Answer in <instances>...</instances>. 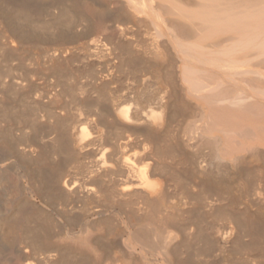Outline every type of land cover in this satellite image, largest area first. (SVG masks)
Masks as SVG:
<instances>
[{
  "label": "rangeland",
  "instance_id": "obj_1",
  "mask_svg": "<svg viewBox=\"0 0 264 264\" xmlns=\"http://www.w3.org/2000/svg\"><path fill=\"white\" fill-rule=\"evenodd\" d=\"M31 1L33 4L38 5L39 7V32L34 34V36L25 37L21 42H17L16 44H11V39L7 38L8 33L6 31L5 25L3 24V20L0 18V36L1 34L4 36V37H0V45H3L2 47H0V79H1L0 81L4 82L0 84V139H2L0 140L1 141L0 159H2L4 157V154H6L7 152V146L3 144L4 142H7L14 152L13 153L14 157L11 159L9 158L10 160L7 162L8 163L18 162L25 168V169H22L21 167L12 168L6 172L7 174L6 173L3 174L0 170V212L4 214L9 213L11 219L8 220L10 222H14L15 224V226H13L14 224L9 222V225H12L14 229L12 228L13 233L10 236L11 238L9 237L11 241L8 238L9 242H7L8 244L7 247H3V245L0 242V264H167V263L169 264V262L170 264L171 263L172 264H228V263L229 264H264V152H263L264 144L255 143L251 137H247L244 134L242 135L238 134L239 135L238 136L237 134L234 133L235 132L234 130H236L237 132L240 129H245L246 125L252 124L251 122H247L244 119L240 120L239 114L240 113L244 114L245 111L237 112L233 110L232 112L228 113L231 114V116L233 115L232 117L231 116L227 117L226 115L228 114L225 115V113H222L223 115H225V118L227 117V119H230L231 122L234 123V124L232 123L230 124L235 126L234 127L235 129H231L234 132L229 130V132L231 131V136L233 138L229 134H227L229 136L226 135L233 141V146L232 145L231 147L229 146L228 141L230 140H225L228 144L226 145L227 147H223L222 145L225 143V142L223 143L224 141L223 138H225L223 137V135L225 136V134L221 133L222 131L220 132V130L218 131L216 128L213 127L215 123L214 121H212L213 119H211L210 116H205L208 119L207 120L203 116L205 115V113H202L201 109H199L201 114L199 113V111L195 110V108L198 110V108H202V106L205 108L207 107V105L203 100L198 99L192 93L190 94L189 90L186 89L188 88V86L186 83H184L185 81H183L185 78V77L183 78V76L185 75L183 73L184 69L182 70V67H184V64L186 62L184 57L177 53L175 48L171 44H169L166 38L160 39L159 37L156 36L157 34L155 32L156 30L154 29L155 27L150 23V21L147 19V17L144 14H139L135 12L132 13L133 14L132 15L131 13L129 14V12H127L121 18L123 24L121 23V19H119L120 22L118 21V24L116 20L113 19L114 22H116L115 24H117V26L113 27L115 24L114 22L112 23L111 21L112 18L116 16L113 14L116 13L119 14L121 9V2H123L122 4H124L125 3L124 0H117V1L116 0H31ZM0 2L3 3L2 0ZM52 2H54V4L56 5L54 8L51 7L53 6ZM71 5H73V7ZM0 7L3 9V4L2 6L0 4ZM49 7H51L52 10H50ZM1 8H0L1 10L0 13L4 14L5 12L3 13ZM102 8L105 9L103 10ZM107 8L110 11L112 10L111 12L112 18L111 17L108 18L110 14H108L107 12L110 11ZM61 9L65 13L69 12L70 17L69 16L68 17L70 19H73V21H77L80 24L75 22L73 24L74 28L73 26H68V28L70 27L69 29H67V26L65 27V25L63 26L62 24H60L56 32H53L54 30L50 31L40 28L45 23L48 24V22H50L52 18L59 15ZM51 12L53 13L55 12V14ZM78 12L79 13L81 12L80 15L82 17L79 16ZM107 15L109 16L107 17ZM135 19H137V21ZM139 21L141 24H139ZM40 22L42 23L40 24ZM109 22H111L113 25L111 23L109 24ZM128 23H130V25ZM76 24L78 25V27ZM119 24L124 25L126 29L129 27L130 30L127 32L128 29L127 30L125 29L126 34L123 33L120 34L121 31H119L118 33L119 28L117 30V27L119 26ZM109 26L110 28L111 27L113 28L110 30ZM130 26L132 28H130ZM65 31H68L70 34ZM128 33L132 35H129ZM69 36L72 38H70ZM48 38H50L51 40L47 41ZM52 38L56 40L52 41L53 40ZM63 38L67 41L66 43ZM134 38L136 39L134 40ZM130 42H132L133 44H131ZM146 44L148 47L146 46ZM11 45L12 47L10 48ZM88 45L92 48L90 50V53L91 55L93 54L92 55L93 57L85 49L86 47H88ZM164 45L165 48L163 47ZM94 47H97L98 49ZM12 48H14L15 50ZM151 49L153 52L151 51ZM162 49L165 51H163ZM144 50L146 53H143ZM135 51L138 53H136ZM96 53L100 57L96 55ZM154 53L155 55L157 54L156 57L155 55H153ZM152 56H154V58H152ZM59 63L61 64L59 65ZM191 65L192 67L201 71L204 68V66H201V64L194 63ZM197 65L198 67H196ZM202 75L203 74H201L200 76ZM2 77H6L7 79L6 78L2 79ZM203 77L210 78L211 76H208L206 74V76ZM19 78L20 80L21 79L22 80L19 81L18 80ZM71 87L73 88V90ZM2 89H6V90H2ZM96 92L97 94H95ZM2 94L4 95L5 98L3 97ZM140 94H142V96ZM165 96L169 100H166L167 98ZM158 98L159 99L163 98V100L158 101L159 100ZM51 99L52 102H50ZM22 100H24V102ZM107 101L110 105L107 103ZM176 101L178 104H176ZM38 103L42 107H40L39 105L36 106ZM137 103L139 104L140 108L146 110L147 112L150 111L151 109H155V110L158 109L157 111H160L161 110L160 106L162 104L170 103L169 106L166 105L165 110L163 109V123H165V127L163 129L154 131L153 134L152 133L149 134L147 133L149 132V130L144 125L129 124L121 119H117L113 121L112 118L109 116L110 114H108V112L113 114L117 108L124 106H133V109H136L139 107L136 106ZM78 104L79 106H77ZM185 106L187 107V109H185L186 108ZM6 109L8 110V112ZM110 109L111 111H109ZM102 110L103 113L101 112ZM165 111L166 113L164 114ZM53 113L57 114V116L59 115L60 117L59 116L56 117V115H53ZM249 113L247 112L246 114ZM188 114H190V116ZM206 114L210 115V112ZM35 115H38L36 116L38 120L36 119ZM48 116H50L49 119ZM103 116L107 118L103 119L104 118ZM164 116L166 117L164 118ZM189 117L190 118L193 117V118L190 119ZM52 119H55L56 121H53ZM108 119L109 122H107ZM205 119L209 123L205 122L206 121ZM233 119H235V121ZM68 121L69 123L71 122L72 124L71 123L69 124ZM89 121L90 122L93 121L92 122L94 123L93 125H97L99 130L103 131L102 139H101L102 141H98L94 143L93 145H91L92 146L91 148L90 146H86L84 144L83 147L84 146L85 147L84 149L83 147H81L82 150L77 149L75 151V149L73 148V146H71V144L69 145V147H67L68 145L66 146V144L68 140L75 133H77V131H79L83 127H88V128L91 127L92 123H90ZM210 122H213L211 123L212 125L210 126V128L214 129L213 131L215 132L216 137L221 138L222 145L218 146L219 145L218 143L217 146L218 147L222 146L221 150L223 148L225 149L228 148L226 150L229 151L232 150L231 151L232 153L235 151L236 153H233V156L228 157V155H224L223 153L227 151H223V150L221 151L220 148L218 147H212L211 149H209L208 146L211 147L212 142L214 146V141L209 143L210 140H208L209 139L208 135H206V137L203 138L201 137L200 141L203 142L205 140L204 143L199 141L200 135L198 134V132L202 136V134L206 132V129H208L206 126H208ZM34 123L37 126H35ZM88 123L90 124L88 125ZM76 124L79 125L77 126ZM202 124L206 125L205 126L206 129L203 128V130H205L204 132L201 128L200 130L198 128V127H204ZM260 124L264 125V121H261ZM71 125L74 127H72ZM195 125H199V126L198 127L196 126L195 128L194 127ZM232 125L230 126L231 128H233ZM34 126L36 128L38 127L37 129H39L40 127L39 131L37 130L40 133H37V131L35 130L36 128ZM215 126L217 127V125ZM134 127H136L137 129H135ZM191 128L194 129L195 133H193ZM6 130L8 133L9 132L10 133L8 134ZM41 130L43 131L42 134H41ZM190 130L192 132H190ZM196 130H198V132H196ZM163 133L165 136L163 135ZM134 134L137 135V137L141 140L137 139L136 136H133ZM145 134L146 136H148V138L145 136ZM195 134L199 139H197L196 136H192ZM120 136L122 138H120ZM142 136H144V138ZM190 136H192L193 138ZM188 137L192 138V141ZM227 137L225 139H227ZM187 138L188 141L193 142L194 144L188 141H187L188 143H185L186 142L185 140H187ZM194 138H196L203 145L194 142L195 141ZM220 138L218 139L220 140ZM135 139H137L138 141ZM143 139L146 140L144 141ZM126 140L127 142L125 143ZM206 140L208 141V144L211 145H208ZM139 142H142V146L144 145V147L141 146V143L139 145ZM146 143H148V146ZM205 143L207 148H204ZM253 143L255 144L253 145ZM121 144L125 146H120ZM188 144H190L188 146L189 148L187 147ZM196 145L199 147V149L198 147H196ZM145 146L146 148L147 147L150 148L151 146L150 149L152 150V153L154 152L153 153L154 156H157L158 154L160 155L158 150H160V152L164 154L162 155L161 153V155L160 156L158 155V157H155V159L161 158L157 161L159 165L157 168H160L159 170L161 172L160 171L159 172L161 174L164 172L162 174L163 177L162 175H160V173H158L161 177L159 178L158 175L156 178L160 182L167 179L166 181H164L167 183L166 185H168L167 186L168 191H166L167 198L165 197L167 199L165 201V203L167 202V205L166 204L165 205L166 206H173V204L180 205L179 208L180 212L178 210H175L174 215H171L173 219L170 218L173 222L177 221L175 224H180V225L179 227L177 226V228L175 227L176 225H173L176 228L174 230H171L172 224H169L170 226L168 225V228H170L169 230L173 232L171 233L169 231L171 236L173 234V237L169 238L170 235H166L168 239L166 238L167 241L166 239H164L163 244L165 245V247L162 245L164 247L163 249L164 251L162 250L161 252L154 251L150 247L144 246L140 243H136L132 237V234L134 233L133 231L136 232L137 229H140V227L142 229V226L145 225L146 223L155 224L159 222L160 218L163 217L162 216L163 213L161 215L157 213V211H159L158 206L157 207L154 206L156 208V211H152L153 209L151 208L149 210V208L147 207L146 208L148 210L146 209L147 210L146 211V210H142L145 209V206L142 204L141 200H138L136 198L125 200L127 203L131 204L130 206L126 202L123 203L124 201L123 199H118V198L116 199L110 192L111 187L109 186L113 185L114 183H117V181L113 182L115 180L114 178L119 179V183L121 181H124L126 179L125 173L121 174L120 172V175L118 174L119 172L114 173L113 175L118 174L116 175L118 178L116 176L110 175L113 178V180L112 178H110V176H108L110 179L108 178L103 179V184L102 181L100 180H99L100 183L98 181L96 182L93 181V179L89 178L91 175L88 174L90 168L99 169V167L102 165L100 161H102L101 156L104 151H106L108 155L111 152L112 155L115 157L117 154L120 157V159L121 157L124 158L125 156L130 157V159L136 161L135 162L132 160L133 162H135V164H137V166H141L143 162V160H140L143 157L141 152L144 150L143 148H145ZM85 148L87 152H85ZM213 148L215 149L217 148L219 150L216 149L217 152L213 153ZM30 149L31 150L33 149L34 152L33 153L30 152ZM122 149L124 152L122 151ZM139 149H141V151H139ZM259 149L261 151H259ZM197 150L199 151L201 150L200 151L201 153H198L199 151ZM210 150L212 151L211 152L212 154L211 155L209 154V156L212 157H209L207 154L209 153ZM136 151L137 153L139 152L137 155L135 153ZM258 152L259 153L262 152L263 154L262 153L259 154ZM123 154L125 155L124 157ZM139 154L140 156H142L141 158ZM200 154H202L203 156ZM204 154L207 156H205ZM170 155L172 159L171 157H169ZM237 155L239 158L236 157ZM109 156L108 157L106 156V160L108 159V162L111 163L113 161H111ZM118 156L116 159H119ZM199 157L200 160L204 159L206 161L208 158H209L208 161H212L215 157L213 162L218 166L219 170L214 169V171H211L209 167L205 168L204 170L198 169L197 163L199 162ZM28 158L29 159L31 158L30 160L32 161H30ZM38 158L40 161L38 160ZM65 158L66 160L64 161ZM163 158L165 163L163 162ZM189 158L194 163H192ZM231 158H233L234 163L232 161H229ZM236 158H238V160L241 161L242 164H240V162L236 160ZM66 161L67 162L71 161L70 163L68 162L71 167H69V164ZM226 161L229 163H227ZM38 162H40V164ZM64 162L68 164V166H66ZM159 162H161L162 165H160ZM218 162L220 165L218 164ZM225 162L226 164H224ZM192 166H194V168L196 169H194ZM224 166L226 167V169ZM108 167L109 166L107 165L106 168L107 170ZM45 169L46 171H44ZM229 169L230 171H228ZM24 170L26 171V174L23 173ZM165 171L168 172L169 174L167 173L166 175ZM197 171L199 172V174ZM19 172L21 174V177L18 175ZM228 172H230V175L227 174ZM47 173L48 176H46ZM27 175H30V177L32 176V180L29 179ZM203 175L205 176V178ZM213 177L216 178H214L213 180ZM16 180L17 182H15ZM41 181H47V182L42 183ZM5 182L7 183L4 184ZM64 182H68L72 186L74 185L75 188L77 189L76 191H78L81 188V190H79L81 191L80 192L81 194L83 190L82 187L86 185L87 187L101 186L104 189L102 190V192L99 193L100 196L99 195L87 196L84 192H83L84 195L79 194V192H75L77 194L75 193L72 194L67 192L63 188ZM83 183H87V184L84 185ZM88 183H90L91 186ZM7 184H9L10 186ZM21 184L22 186H20ZM57 185L60 187L58 188ZM25 186L34 187V189H36L37 191L33 193L32 195L33 199L31 201L27 200L25 197L22 196L21 189L22 187ZM212 186L215 187L213 188ZM105 187L107 188L109 187L110 189L108 188V190L105 191L106 189ZM44 188H46V190H44ZM18 197L21 200H18ZM110 197L112 198L110 199ZM82 198H84L83 201ZM92 198L95 199L96 202L95 204H93L94 200ZM169 199L172 200L174 203L171 202ZM110 200L113 202H110ZM186 200L187 201L189 200L190 202L189 201L187 202ZM182 201H185L188 204ZM108 202H110V204ZM105 204L108 205L107 206L108 209L105 208L106 206ZM27 205L28 207H26ZM38 206L40 208H38ZM190 208L192 210H189ZM40 209H42L44 212L41 211ZM34 210H36V212H34ZM186 210H189L190 213L188 214L187 212L189 211ZM149 213L151 214L150 217H149ZM190 214L191 216L189 217ZM40 215L43 216L40 218ZM128 216L132 218H129ZM145 217L147 219H145ZM155 219L156 221L157 220L158 221L156 222ZM245 220L247 223L245 222ZM93 221L96 225L94 223L93 224L96 227L98 226V228H96L94 225L91 224ZM227 222L231 223L232 228L234 230V236L232 241L230 242V246L226 248V250H222L220 249L221 244L218 242L217 240L218 238L215 239L216 237L215 238L212 237V236H216V234L214 235V233L212 234V232L222 228ZM87 226L89 228H87ZM152 226L153 225H150L149 228H151ZM93 227H95V229L97 230H94ZM22 229L25 231H23ZM145 230L149 231V229L146 228ZM38 231L41 232L39 233ZM165 233L166 232H164V234ZM194 238H196L199 241V243ZM32 239L34 242L32 241ZM170 239L171 240L174 239L175 241V242L173 241L174 243H172L173 246L170 245L172 242L170 241ZM236 239H238V242H236L237 241ZM122 240H124L125 242H131V245L133 246V250H130L128 247L122 246L125 243ZM211 240L212 241L215 240L214 243L218 242L219 243V244L217 243L218 247H215L216 243L214 245L211 242ZM180 241L182 243H180ZM233 241L235 242V244ZM10 242L13 243V246H11L12 244L11 245L9 244ZM231 243H233L234 246ZM197 244H201L202 246L201 245L199 246ZM18 248H21L22 251L20 252L19 249V251L16 252ZM170 248L173 251L172 253L170 252L168 254L167 252H169L168 249ZM25 251L29 255V257L24 260L22 258L23 257L22 254ZM36 252L38 253V255ZM221 252H223V254L225 253L224 256ZM191 253H193L195 256H192L193 254ZM198 253H200L201 255L199 254L198 256ZM189 257H191L190 258L191 260L189 259ZM165 259H167V261L169 262H166ZM184 261L187 263H185Z\"/></svg>",
  "mask_w": 264,
  "mask_h": 264
},
{
  "label": "bare ground",
  "instance_id": "obj_2",
  "mask_svg": "<svg viewBox=\"0 0 264 264\" xmlns=\"http://www.w3.org/2000/svg\"><path fill=\"white\" fill-rule=\"evenodd\" d=\"M1 1V0H0ZM117 1V0H116ZM125 3L122 4L123 2H121V9H120V12L119 14H113V15H116L114 16L113 18L111 17V12L112 10L110 11L108 8V10L110 12H107L109 15H107L108 18H112V21L110 19V21L113 23L114 20H116L117 24H118V21L119 19H121L127 12H129V14L131 13H139V14H144L147 19L150 21V23L155 27L154 29L156 30V36L159 37L160 39L162 38H166L169 42V44H171L175 50L177 51V53L181 56L184 57V59L186 60L185 64H184V67H182V70L184 69L183 73L185 76H183L184 80L185 81L184 83L187 84L188 89L189 90V93L195 95L198 99L200 100H203L207 107H203L202 108H198L196 105V107L198 108V110L195 108L196 111H199V113L201 114L200 110L202 111V113H205V115H203L204 117L205 116H210L211 119H213L212 121H214L215 125H217V128L215 125H213L214 128H216L218 131L220 130L221 133L225 134V136L223 135V137H227V136H231V129H235L234 123L231 122L230 119H227V117L231 116V114H228L229 112H232L233 110L234 111H245L244 114H239V118L240 120L241 119H244L246 120L247 122H251L252 124L251 125H246V128L245 129H240L239 131L236 132V130L232 131L234 132L235 134H244L245 136L247 137H251L253 139V141L255 143H261V144H264V125L260 124L261 121H264V0H124ZM3 3L0 2L1 6L3 4V9H2V13H0V18L3 20V24L5 25V28H6V31H7V38L8 39H11V44H16L17 42H21L25 37H28V36H34V34L38 33L39 32V7L38 5H35L32 3L31 0H2ZM95 2V1H94ZM53 3V6H51L52 8H54L56 5ZM67 3V2H66ZM119 3V2H118ZM76 5V3H75ZM101 5V4H100ZM99 5V6H100ZM67 6V5H66ZM73 7V5H71ZM70 6V7H71ZM83 6V5H82ZM104 6V5H102ZM107 6V5H106ZM120 6V5H119ZM168 6V7H167ZM49 7L50 10H52V8ZM77 7V6H75ZM101 7V6H100ZM63 8V7H62ZM69 9V8H68ZM71 9V8H70ZM100 9V8H99ZM103 9V8H102ZM105 9V8H104ZM103 9V10H104ZM112 9V8H111ZM49 10V11H50ZM1 11V10H0ZM70 11V10H69ZM48 12V11H47ZM76 12V11H74ZM104 12V11H103ZM49 13V12H48ZM53 13V12H51ZM50 13V14H51ZM81 13V12H80ZM80 13L78 12L79 16L82 17L80 15ZM55 14V12L53 13ZM57 14V13H56ZM69 12L68 13H65L64 11H62V9L60 10V14L55 16L54 18H52V20L50 22H48V24H44L42 27L40 28H43L45 30H50V31H53V32H56L58 30V26L60 24H62L63 26L65 25V27L67 26V29L68 26H73V24L77 21H73V19H70L69 17ZM103 14H106V13H103ZM112 15V16H113ZM133 15V14H132ZM130 15V16H132ZM52 16V15H51ZM69 16V17H68ZM78 16V17H79ZM76 17V16H75ZM77 17V18H78ZM129 17V16H128ZM127 18V17H126ZM139 18V17H138ZM137 18V19H138ZM41 19V18H40ZM114 19V20H113ZM137 19H135L137 21ZM143 19V18H142ZM141 19V20H142ZM106 20V19H105ZM129 20V19H128ZM140 20V21H141ZM43 21V20H42ZM107 21V20H106ZM126 21V20H125ZM139 21V24H141ZM109 22V24L111 23ZM114 22V24L116 23ZM120 22V21H119ZM128 22V21H127ZM131 22V21H129ZM147 22V21H146ZM42 22H40L41 24ZM44 23V22H43ZM78 23V22H77ZM111 23V24H112ZM121 23L123 24L122 22V19H121ZM80 24V23H78ZM117 24H115L113 27L117 26ZM130 25V23H128ZM138 24V23H137ZM77 25V24H76ZM113 25V24H112ZM145 25V24H144ZM83 26V25H82ZM132 26V25H131ZM130 26V28H132ZM141 26V25H140ZM147 26V25H146ZM62 27V26H61ZM64 27V28H65ZM76 27V26H75ZM78 27V25H77ZM84 27V26H83ZM107 27H108V24H107ZM106 27V28H107ZM109 26L110 30L113 28ZM139 27V25H138ZM74 28V26H73ZM87 28V27H85ZM108 28V29H109ZM119 28V30H118ZM134 28V27H133ZM136 28V27H135ZM142 28V27H141ZM66 29V28H65ZM77 29V28H76ZM126 28L124 27V25H120L117 27V30H118V33L119 31L120 34L123 33V34H126V30L127 32L130 30L129 27L125 30ZM143 29V28H142ZM145 29V28H144ZM87 30V29H86ZM105 30V29H104ZM107 30V29H106ZM132 30V29H131ZM140 30V29H139ZM81 31V30H80ZM108 31V30H107ZM116 31V30H114ZM67 33H69L68 31H65ZM89 32V31H88ZM106 32V31H105ZM113 32V31H112ZM131 32V31H130ZM49 33V32H48ZM104 33V31H103ZM110 33V32H109ZM132 33V32H131ZM134 33V32H133ZM60 34V33H59ZM63 34V33H62ZM70 34V33H69ZM113 34V33H112ZM129 34V33H128ZM61 35V34H60ZM65 35V34H64ZM83 35V34H82ZM95 35V34H94ZM102 35V34H101ZM100 35V36H101ZM129 35H132V34H129ZM62 36V35H61ZM60 36V37H61ZM136 36V35H135ZM0 37H4L2 34ZM53 37V36H52ZM64 37V36H63ZM70 37V36H69ZM91 37V36H89ZM88 37V38H89ZM107 37V36H106ZM130 37V36H129ZM133 37V36H132ZM138 37V36H137ZM66 38V37H65ZM72 38V37H70ZM75 38V37H74ZM86 38V37H85ZM120 38H121V35H120ZM53 39V38H52ZM64 39V38H63ZM96 39H99V38H96ZM95 39V41H96ZM136 38H134L135 40ZM5 40V39H4ZM35 40V39H34ZM41 40V39H40ZM47 40V39H46ZM51 39L48 38L47 41H50ZM56 39H53L52 41H54ZM65 40V39H64ZM124 40V39H123ZM2 41H3V38H2ZM42 41V40H41ZM74 41V40H73ZM72 41V42H73ZM120 41V40H119ZM133 41V39H132ZM9 42V41H8ZM67 41L65 40V43ZM79 42V41H78ZM99 42V41H98ZM135 42V41H134ZM143 42V41H142ZM160 42V41H159ZM48 43V42H47ZM103 43V42H102ZM101 43V44H102ZM131 44H133L132 42H130ZM7 44V43H6ZM9 44V43H8ZM50 44V43H49ZM88 44V43H87ZM106 44V43H105ZM115 44V43H114ZM139 44V43H138ZM141 44V43H140ZM145 44V43H144ZM10 45V44H9ZM68 45V44H66ZM71 45V44H70ZM155 45V44H154ZM158 45V44H157ZM3 45H0V47H2ZM24 46V45H23ZM98 46V45H97ZM101 46V45H100ZM108 46V45H107ZM142 46V45H141ZM147 46V44H146ZM167 46V45H166ZM12 47V45L10 46V48ZM90 46L88 45V47H86V51H88L90 53V50L92 49L91 47L89 48ZM144 47V46H143ZM148 47V46H147ZM157 47V46H156ZM155 47V49H156ZM165 48V45L163 46ZM162 47V48H163ZM96 49H98L97 47H94ZM93 48V49H94ZM140 48V47H139ZM159 48V47H158ZM14 49V48H12ZM66 49V47H65ZM64 49V50H65ZM79 49V48H77ZM141 49V48H140ZM139 49V50H140ZM9 50V49H8ZM15 50V49H14ZM108 50V49H107ZM142 50V49H141ZM140 50V51H141ZM163 50V49H162ZM12 51V50H11ZM78 51V50H77ZM139 51V52H140ZM147 51V50H146ZM150 51V50H149ZM152 51V49H151ZM155 51H158V50H155ZM165 51V50H163ZM10 52V51H9ZM64 52V51H63ZM136 52V51H135ZM148 52V51H147ZM153 52V51H152ZM11 53V52H10ZM138 53V52H136ZM143 53H146L145 50ZM149 53V52H148ZM151 53V52H150ZM165 53V52H164ZM13 55V53H12ZM91 55V53H90ZM93 55V54H92ZM91 55V56H92ZM95 55V54H94ZM96 55H98L96 53ZM135 55V54H134ZM148 55V54H147ZM155 55V53L153 54ZM157 55V54H156ZM155 55V57H156ZM99 56V55H98ZM178 56V55H177ZM93 57V56H92ZM96 57V56H95ZM100 57V56H99ZM134 57V56H133ZM149 57V56H148ZM165 57V56H164ZM90 58V57H89ZM152 58H154V56H152ZM168 58V57H167ZM180 58V57H179ZM100 59V58H99ZM134 60V59H133ZM58 62V61H57ZM56 62V63H57ZM60 62V61H59ZM147 62V61H146ZM169 62V61H168ZM201 64V66H204L205 70L203 67V70H198L194 67H192L191 64ZM61 63H59L60 65ZM156 64V63H155ZM58 65V66H59ZM162 65V64H161ZM115 66V65H114ZM156 66V65H154ZM200 66V65H199ZM198 67V65L196 66ZM146 68V67H145ZM112 69V68H111ZM200 69V68H199ZM143 70V69H142ZM149 71V69H148ZM160 72V71H159ZM169 72V71H168ZM163 73V72H162ZM135 74V73H134ZM201 74H203L202 76H200ZM206 74L208 76H213L212 78L210 77H203V76H206ZM213 74V75H212ZM65 75V74H64ZM199 76V77H198ZM109 77V76H108ZM3 78H6V77H2ZM127 78V77H126ZM215 78V79H214ZM7 79V78H6ZM15 79V78H14ZM62 79V78H61ZM99 79V78H98ZM117 79V78H116ZM213 79V80H212ZM1 80V79H0ZM16 80V79H15ZM19 81L20 78L18 79ZM66 80V79H64ZM102 80V79H101ZM4 81V80H3ZM18 81V82H19ZM96 81V80H95ZM100 81V80H99ZM182 81V82H183ZM24 82V81H23ZM26 82V81H25ZM78 82V81H77ZM105 82V81H104ZM108 82V81H107ZM142 82V80H141ZM1 83H4L2 81H0V84ZM89 83V82H88ZM100 83V82H98ZM176 83V82H175ZM174 83V84H175ZM28 84H31V83H28ZM27 84V85H28ZM4 85V84H3ZM63 85V84H62ZM105 85V84H104ZM176 85V84H175ZM5 86V85H4ZM23 86V85H22ZM61 86V85H60ZM67 86V85H66ZM94 86V85H93ZM92 86V87H93ZM96 86V85H95ZM98 86V85H97ZM106 86V85H105ZM104 86V87H105ZM149 86V85H148ZM99 87V86H98ZM173 87V86H172ZM8 88V87H7ZM10 88V87H9ZM31 88V87H30ZM72 88V87H71ZM145 88V87H144ZM176 88V86H175ZM179 88V87H178ZM2 90H6V89H2ZM8 90V89H7ZM12 90V89H11ZM67 90V89H66ZM73 90V88H72ZM98 90V89H97ZM16 91V90H15ZM104 91V90H103ZM102 91V93H103ZM166 91V90H164ZM174 91V90H173ZM13 92V91H12ZM20 92V91H19ZM31 92V91H29ZM100 92V91H99ZM98 92V93H99ZM171 92V91H170ZM169 92V93H170ZM188 92V91H187ZM7 93V92H6ZM94 93V92H93ZM77 94V93H76ZM97 94V92L95 93ZM3 95V94H2ZM79 95V94H78ZM100 95V94H99ZM98 95V96H99ZM137 95V94H136ZM142 96V94H140ZM165 95V94H164ZM37 96V95H36ZM76 96V95H75ZM106 96V95H104ZM4 97V95H3ZM100 97V96H99ZM103 97V96H102ZM111 97V96H110ZM135 97V95H134ZM146 97V96H145ZM166 97V96H165ZM183 97V96H182ZM5 98V97H4ZM53 98V97H52ZM142 98V97H141ZM164 98V97H163ZM162 99H159L158 101H162ZM167 98V97H166ZM176 98V97H175ZM23 99H26V98H23ZM48 99V98H47ZM55 99V98H54ZM111 100V99H110ZM142 100V99H141ZM166 100H169L168 98ZM180 100V99H179ZM24 102V100H22ZM50 101V100H49ZM99 101V99H98ZM101 101V100H100ZM115 101V100H114ZM113 101V102H114ZM139 101V100H137ZM154 101V100H153ZM189 101V100H188ZM52 102V99L51 101ZM49 102V103H50ZM76 102V101H75ZM112 102V101H111ZM191 102V101H190ZM54 103V102H53ZM79 103V102H78ZM100 103V102H99ZM104 103V102H103ZM108 103V101H107ZM161 103V102H160ZM165 103V102H164ZM167 103V102H166ZM171 103V102H170ZM162 104L160 106L161 110L160 111H157L155 109H151L150 111H146L142 108H140L139 104L137 103L136 106L138 108L136 109H133V106H124V107H119L117 108L113 114L109 113L110 114L109 116L112 118L113 121L117 120V119H121L123 120L124 122L126 123H129V124H139V125H144L148 130L149 134H153L154 131H157L159 129H163L165 127V123H163V109L165 110V107L166 105L169 106V104ZM182 103V102H181ZM77 104V103H75ZM106 104V102H105ZM109 104V103H108ZM176 104L177 101H176ZM175 104V105H176ZM188 104V103H187ZM39 103L36 105L38 106ZM45 105V104H44ZM102 105V104H100ZM110 105V104H109ZM112 105V104H111ZM134 105V104H133ZM149 105V104H148ZM153 105V104H152ZM156 105V104H155ZM159 105V104H158ZM193 105V103H192ZM201 105V104H200ZM35 106V105H34ZM40 106V105H39ZM68 106V105H67ZM76 106V105H74ZM79 106V104L77 105ZM84 106V105H83ZM115 106V105H114ZM113 106V107H114ZM143 106V105H142ZM141 106V107H142ZM150 106V105H149ZM194 106V107H195ZM42 107V106H40ZM110 107V106H109ZM186 107V106H185ZM71 108V107H70ZM77 108V107H76ZM111 108V107H110ZM135 108V107H134ZM155 108V107H154ZM184 108V107H183ZM37 109V107H36ZM40 109V108H39ZM60 109V108H59ZM80 109V108H79ZM112 109V108H111ZM111 109L109 111H111ZM140 109V110H139ZM143 111H142V110ZM149 109V107H148ZM167 109V108H166ZM187 109V107L185 108ZM232 109V110H231ZM7 110V109H6ZM65 110V109H64ZM106 110V109H105ZM175 110V109H174ZM49 111V110H48ZM59 111V110H58ZM63 111V110H62ZM79 111V110H78ZM108 111V110H107ZM106 111V112H107ZM146 111V112H144ZM184 111V110H183ZM250 111V113H249ZM8 112V110H7ZM52 112V111H51ZM61 112V111H60ZM103 113V110L101 111ZM105 112V111H104ZM187 112V110H186ZM210 112V115L206 114V113H209ZM249 113V114H246V113ZM47 113V112H46ZM80 113V112H79ZM93 113V112H92ZM166 113V111L164 112V114ZM191 113V112H190ZM222 113H225L228 114L226 115L227 117L225 118V115H223ZM97 114V113H96ZM183 114V113H182ZM187 114V113H186ZM49 115V114H48ZM53 115H56L55 113H53ZM76 115V114H75ZM104 115V114H103ZM181 115V114H180ZM190 116V114H188ZM236 115V114H234ZM38 116V115H35V117ZM42 116V115H41ZM51 116V115H50ZM48 116V119L49 117ZM64 116V115H63ZM78 116V115H77ZM84 116V115H83ZM86 116V115H85ZM106 116V115H105ZM201 116V115H200ZM233 116V115H232ZM231 116V117H232ZM34 117V118H35ZM60 117V116H59ZM104 117V116H103ZM102 117V118H103ZM166 116H164L165 118ZM173 117V116H172ZM203 117V118H204ZM42 118V117H40ZM51 118H54V117H51ZM78 118V117H77ZM82 118V117H81ZM107 117H104L103 119H105ZM183 118V117H182ZM188 118V117H187ZM190 118V117H189ZM193 118V117H192ZM190 118V119H192ZM202 118V117H201ZM206 118V117H205ZM238 118V119H239ZM36 119L38 120V118L36 117ZM56 119V118H55ZM55 119H52L53 121H56ZM60 119V118H59ZM207 119V118H206ZM205 119V120H206ZM40 120V119H39ZM67 120V119H66ZM107 120V119H106ZM111 120V119H110ZM171 120V119H170ZM189 120V119H188ZM195 120V119H194ZM203 120V119H202ZM208 120V119H207ZM207 120L205 122H207ZM210 120V119H209ZM235 121V119H233ZM36 121V120H35ZM34 121V122H35ZM41 121V120H40ZM59 121V120H58ZM71 121V120H70ZM112 121V122H113ZM165 121V119H164ZM186 121V120H185ZM50 122V120H49ZM60 122V121H59ZM74 122V121H72ZM90 122V121H89ZM93 121H91L90 123H92ZM109 122V119L108 121ZM173 122V120H172ZM183 122V121H182ZM204 122V121H203ZM204 122V123H205ZM218 124H217V123ZM36 123V122H35ZM34 123V124H35ZM40 123V122H39ZM69 123V121H68ZM71 123V122H70ZM69 123V124H70ZM88 123V125L90 124ZM96 123V122H95ZM209 123V122H207ZM211 123L213 122H210V124L208 126H206L205 124H202L204 127H198L199 125H195L194 127L196 128V126L203 130V128L206 129V127L208 129H206V132H204L205 130H203L204 134H201L198 132V130H196V132H198V134L200 135V139L195 135H192V136H196L197 139H199V141L201 140V137H206V135H208V140H210L209 143H211L212 141H214V146H213V142H212V146L208 148L211 149L212 147H218L220 145H222V142H221V138L220 137H216L215 135V132L213 131L214 129L213 128H210V126L212 125ZM232 123V124H230ZM38 124V122H37ZM72 124V123H71ZM94 123H92L91 127H83L81 128L79 131H77V133H75L67 142L66 146L69 147V145L71 144V146H73V148L75 149V151L77 149H81V147H83V145L85 144L86 146H90V148L92 147L91 145H93L94 143L98 142V141H102V132L101 130H99L98 126L97 125H93ZM113 124V123H111ZM175 124V123H174ZM22 125V124H21ZM77 125V124H76ZM79 125V124H78ZM77 125V126H78ZM110 125V124H109ZM164 125V126H163ZM219 125V126H218ZM232 125L233 128H231L230 126ZM35 126H37L35 124ZM34 126V127H35ZM39 126V125H38ZM72 126V125H71ZM76 126V127H77ZM132 126V125H131ZM135 126V125H134ZM137 126V125H136ZM206 126V127H205ZM74 127V126H72ZM110 127V126H109ZM125 127V126H124ZM128 127V126H127ZM189 127V126H188ZM192 127V128H194ZM36 128V127H35ZM38 128V127H37ZM35 129L36 131L40 129ZM78 128V127H77ZM103 128V127H102ZM120 128V127H119ZM118 128V129H119ZM129 128V127H128ZM135 129H137L136 127H134ZM133 128V129H134ZM191 128V129H192ZM197 128V129H198ZM210 128V129H209ZM230 128V129H229ZM91 129V130H89ZM108 129V128H107ZM113 129V128H112ZM134 129V130H135ZM212 129V130H211ZM215 129V130H216ZM222 129V130H221ZM48 130V129H47ZM105 130V129H104ZM116 130V129H115ZM133 130V131H134ZM139 130V129H138ZM185 130V129H184ZM187 130V129H186ZM201 130V131H202ZM229 130H231L229 132ZM37 133H40L38 132ZM51 131V130H50ZM120 131V130H119ZM124 131V130H123ZM121 131V132H123ZM126 131V130H125ZM131 131V130H129ZM143 131V130H142ZM145 131V129H144ZM161 131V130H160ZM193 133L194 132V129H192ZM190 130V132H192ZM7 132V130H6ZM114 132V131H113ZM112 132V133H113ZM118 132V131H117ZM229 132V133H228ZM8 133V132H7ZM10 133V132H9ZM8 133V134H9ZM19 133V132H18ZM17 133V134H18ZM43 133V131L41 130V134ZM52 133V132H51ZM115 133V132H114ZM129 133V132H128ZM134 133V132H133ZM161 133V132H160ZM45 134V133H44ZM53 134V133H52ZM56 134V133H55ZM58 134V133H57ZM116 134V133H115ZM122 134V133H121ZM148 134V135H149ZM172 134V133H171ZM187 134V133H186ZM229 134V135H227ZM28 135H31V134H28ZM46 135V134H45ZM119 135V134H118ZM141 135V134H139ZM164 135V133H163ZM162 135V136H163ZM170 135V134H169ZM191 135V134H189ZM187 135V136H189ZM198 135V136H199ZM227 135V136H226ZM132 136V135H131ZM133 136H136L137 135H133ZM146 136V134H145ZM165 136V135H164ZM190 136V137H192ZM219 136V135H217ZM239 136V135H238ZM62 137V136H61ZM116 137V136H115ZM125 137V136H124ZM144 138V136H142ZM148 138V136H146ZM188 137V138H190ZM232 137V136H231ZM4 138V137H3ZM56 138V137H55ZM59 138V137H58ZM114 138V137H113ZM120 138H122L120 136ZM141 138V136H140ZM163 138V137H162ZM188 138L187 140H185L186 142L185 143H188L190 141H188ZM193 138V137H192ZM192 138L191 141H192ZM220 138V140L218 139ZM224 139L223 144L222 146L223 147H227L226 145L229 143V146L231 147V145L233 146V141L227 137V139ZM233 138V137H232ZM5 139V138H4ZM11 139V138H10ZM52 139V138H51ZM54 139V138H53ZM112 139V138H111ZM130 139V138H129ZM134 139V137H133ZM137 139H139L137 137ZM135 139V140H137ZM155 139V138H154ZM189 139V140H190ZM196 138H194V142H196L197 144H201L200 142L202 141H198ZM2 140V139H0ZM23 140V139H22ZM128 140V139H127ZM127 140L125 141V143L127 142ZM141 140V139H139ZM144 141L146 139H143ZM142 140V141H143ZM180 140V139H179ZM204 140V139H202ZM225 140H230L228 141V143L225 141ZM234 140V139H233ZM105 141V140H103ZM134 141V140H133ZM138 141V140H137ZM136 141V143H137ZM178 141V140H177ZM188 141V142H187ZM198 141V142H197ZM1 142V141H0ZM4 142V141H3ZM124 142V141H123ZM132 142V140H131ZM149 142V141H147ZM153 142V141H152ZM162 142V141H161ZM205 140L202 142L204 143ZM207 144H208V141L206 140ZM129 143V142H128ZM127 143V145H128ZM141 143V146H142V142H139V145ZM144 143V142H143ZM160 143V142H158ZM177 143V142H176ZM190 143H193V142H190ZM219 143V145L217 146V144ZM232 143V144H230ZM253 143V145L255 144ZM1 144V143H0ZM4 145L7 146V152L6 154H4V157L2 159H0V170L3 174H5L8 170L12 169V168H16V167H21L22 169H25L21 164H19L18 162L16 163H12V162H7L9 161L11 158L14 157L13 155V150L11 149L10 145L7 143V142H4L3 143ZM106 144V143H105ZM104 144V145H105ZM123 144V143H122ZM120 145V146H125V145ZM130 144V143H129ZM147 146H148V143H146ZM163 144V143H162ZM165 144V143H164ZM194 144V143H193ZM119 145V144H118ZM136 145V144H134ZM153 145V144H152ZM155 145V144H154ZM157 145V144H156ZM161 145V144H159ZM190 144L187 145V147L189 146ZM203 145V144H201ZM208 145H211V144H208ZM240 145V144H239ZM242 145V144H241ZM1 146V145H0ZM70 146V147H71ZM138 146V145H137ZM136 146V147H137ZM163 146V145H162ZM165 146V145H164ZM178 146V144H177ZM200 146V145H199ZM221 147H218L220 148L221 150ZM228 146V147H229ZM30 147V146H28ZM85 147V146H84ZM83 147V149H84ZM104 147V146H103ZM135 147V148H136ZM144 147V145L142 146ZM161 147V146H160ZM196 147H198L196 145ZM239 147V146H238ZM124 148V147H123ZM134 148V147H133ZM139 148V147H138ZM137 148V150H138ZM151 148V146H150ZM149 147L146 148H143L144 152L142 151V156H140V160H143L141 166H137V164H135V160L133 159H130V157H126L124 154H123V157H120L116 154V157L112 155V153L110 152L109 156L108 153L106 151H104L102 153V156H101V160L100 161L102 163V165L98 168H95V169H91L89 166V172L88 174H90L91 176L89 178L93 179V181H98L100 183V181H102V184H103V179L105 178H112L110 175H113L114 173H118L120 175V172L121 174L125 173L126 174V179L124 181H121L120 179V183H119V179H116L114 178L115 181H117V183H112L113 185H110L109 187H111L110 189V192L112 193V195L117 199H123V203H125L127 199H132V198H136L138 200H141L142 204L145 206V209H142V210H146L147 208H150L153 209L152 211H156V208L158 206V209L159 211H157V213H159L160 215L163 213V217L160 218L159 222L153 224H149V223H146L145 225H141L142 226V229L140 227V229H137V231H133L134 233L132 234V237H133V240L136 242V243H140L144 246H147V247H150L152 250L154 251H157V252H161L165 245L163 244L164 243V239L167 238L166 235H170L169 238H172L173 237V234L171 236L170 234V228H168V225L169 224H172V228L171 230H174L177 228V226L179 227L180 224H175L176 222H173L171 219H173L171 217V215H174V211L175 210H178L179 211V208H180V205H174L173 206H166L167 205V202L165 203V201L167 200V193L166 191H168L167 189V186L166 185L167 183L162 181L160 182L156 177L159 175L158 173H160L161 171L159 170L160 168H157L159 165H158V160L161 159H155V157H158L157 156H154L153 153H152V150L150 149ZM158 148V147H157ZM189 148V147H188ZM191 148V146H190ZM194 148V147H193ZM204 148H207L206 147V143H205V146ZM234 148V147H233ZM231 148V149H233ZM53 149V148H52ZM93 149V148H92ZM102 149V148H101ZM125 149V148H124ZM130 149V148H129ZM150 149V150H149ZM155 149V148H154ZM197 149V148H196ZM199 149V147H198ZM217 149V148H216ZM215 148H213V153H216L217 149L216 150ZM223 148L222 150L223 151H227L225 153H223L224 155H228L229 156H233V153H236L235 151L232 153L231 151L232 150H226L228 148ZM230 149V148H229ZM56 150V149H55ZM82 150V149H81ZM89 150V149H88ZM216 150V151H215ZM221 150V151H222ZM244 150V149H243ZM242 150V151H243ZM91 151V150H90ZM96 151V150H95ZM123 151V149H122ZM128 151V150H127ZM139 151H141V149H139ZM157 151V150H156ZM160 155L162 152H160V150H158ZM162 151V150H161ZM191 151V150H190ZM193 151V150H192ZM199 151V150H197ZM201 151V150H200ZM198 152V153H201V152ZM249 151V150H248ZM259 151H261L259 149ZM30 152H34L33 149L31 150L30 149ZM84 152V151H83ZM85 152L86 151V148H85ZM115 152V151H114ZM121 152V151H120ZM124 152V151H123ZM133 152V151H132ZM196 152V151H195ZM207 152V151H206ZM212 151L210 150L208 154L211 155ZM264 152V151H263ZM92 153V152H91ZM129 153V152H128ZM136 155L139 153H137V151L135 152ZM259 153V152H258ZM257 153V154H258ZM262 153V152H260ZM259 153V154H260ZM87 154V153H86ZM95 154V153H94ZM114 154V153H113ZM133 154V153H132ZM169 154V153H168ZM171 154V153H170ZM196 154V153H195ZM220 154V153H219ZM263 154V153H262ZM27 155V154H26ZM33 155V154H32ZM52 155V154H51ZM115 155V154H114ZM121 155V154H120ZM135 155V154H134ZM159 155V156H160ZM162 155H164L162 153ZM172 155V154H171ZM171 155L169 157H171ZM202 155V154H200ZM205 155V154H204ZM47 156V154H46ZM50 156V155H49ZM54 156V155H53ZM106 156L110 157L111 163L108 162V159L106 160ZM118 156L119 159H116ZM203 156V155H202ZM207 156V155H205ZM215 156V154H214ZM27 157V156H26ZM29 157V155H28ZM31 157V156H30ZM33 157V156H32ZM37 157V156H35ZM39 157V156H38ZM42 157V156H41ZM115 157V158H114ZM175 157V155H174ZM209 157H212V156H209ZM226 157V156H225ZM238 157V155L236 156ZM263 157V156H262ZM10 158V159H9ZM46 158V157H45ZM53 158V157H52ZM64 158V157H62ZM114 158V159H113ZM132 158V157H131ZM165 158V157H164ZM164 158H163V162L165 163L164 161ZM187 158V157H186ZM191 158V157H190ZM189 158V159H190ZM203 158V157H202ZM205 158V157H204ZM217 158V157H216ZM223 158V156H222ZM239 158V157H238ZM238 158H236V160H238ZM251 158V157H250ZM29 159V158H28ZM31 159V158H30ZM29 159V160H30ZM33 159V158H32ZM82 159V158H81ZM96 159V158H95ZM100 159V158H99ZM109 159V161H110ZM135 159V158H134ZM172 159V157H171ZM215 159V157H214ZM213 159V160H214ZM227 159V158H226ZM253 159V158H252ZM36 160V159H35ZM39 160V158H38ZM62 160V159H61ZM66 160V158L64 159V161ZM135 162H133V161ZM139 160V159H138ZM191 160V159H190ZM209 158L206 160L204 159H201L200 160V157H199V162L197 163L198 165V169L200 170H204L205 168H210L211 171H214V169H218V166L216 164H214L213 160L212 161H208ZM218 160V159H216ZM221 160V159H219ZM229 160V159H228ZM234 160H235V157H234ZM244 160V159H243ZM32 161V160H30ZM40 161V160H39ZM63 161V160H62ZM61 161V162H62ZM81 161V160H80ZM83 161V160H82ZM162 161V160H161ZM223 161V160H222ZM229 161H232L233 162V158H231ZM239 161V160H238ZM246 161V160H245ZM249 161V160H248ZM34 162V161H33ZM67 162V161H66ZM69 163L71 161H68ZM67 162V163H68ZM74 162V161H73ZM96 162V161H95ZM192 162V160H191ZM208 162V163H206ZM224 162V161H223ZM227 162V161H226ZM226 162L224 164H226ZM240 164L241 161H239ZM29 163V162H27ZM40 164V162H38ZM43 163V162H42ZM65 163V162H64ZM68 163V164H69ZM160 165L161 162H159ZM183 163V162H182ZM194 163V162H192ZM222 163V162H221ZM229 163V162H227ZM234 163V162H233ZM32 164V163H31ZM37 164V163H36ZM68 164L65 163L66 166H68ZM77 164H80V163H77ZM100 164V163H99ZM139 164V163H138ZM170 164V163H168ZM219 164V162H218ZM72 165V163H71ZM85 165V163H84ZM83 165V166H84ZM87 165V164H86ZM107 165L110 167H108V170L106 169L107 168ZM183 165V164H182ZM194 165V164H193ZM196 165V164H195ZM220 165V164H219ZM46 166V165H45ZM176 166V165H175ZM226 166V165H225ZM224 166V167H225ZM234 166V165H233ZM238 166V165H237ZM244 166V165H243ZM59 167V166H58ZM69 167L70 164H69ZM163 167V166H162ZM168 167V166H166ZM174 167V166H173ZM179 167V166H177ZM194 168V166H192ZM221 167V166H220ZM230 167V166H229ZM60 168V167H59ZM58 168V169H59ZM47 169V168H46ZM46 169L44 171H46ZM49 169V168H48ZM181 169V168H179ZM196 169V168H194ZM226 169V167H225ZM231 169V168H230ZM230 169L228 171H230ZM50 170V169H49ZM208 170V169H206ZM209 170V171H210ZM219 170V169H218ZM158 171V172H157ZM160 171V172H159ZM168 171V170H167ZM199 171V170H198ZM197 171V172H198ZM223 171V170H222ZM43 172V171H42ZM163 172V171H162ZM171 172V171H170ZM182 172V171H181ZM185 172V170H184ZM208 172V171H206ZM249 172V171H248ZM26 174V171L24 170V172ZM46 173V172H45ZM51 173V172H49ZM76 173V172H75ZM74 173V174H75ZM82 173V171H81ZM84 173V172H83ZM164 173V172H163ZM162 173V174H163ZM168 172L165 171V174L167 175ZM190 173V171H189ZM219 173V172H218ZM7 174V173H6ZM28 174V173H27ZM116 174V175H118ZM160 173V175H162ZM164 174V175H165ZM169 174V173H168ZM185 174V173H184ZM199 174V172H198ZM197 174V175H198ZM202 174V173H201ZM200 174V175H201ZM207 174V173H205ZM210 174V173H208ZM220 174V173H219ZM228 175H230V172L227 173ZM18 175L21 177V174L20 172L18 173ZM84 175V174H83ZM116 175H113V176H116ZM159 175V178L161 177ZM182 175V174H180ZM249 175V174H248ZM26 176V175H24ZM48 176V173L47 175ZM65 176V175H64ZM76 176V175H75ZM110 176V178L108 177ZM171 176V174H170ZM174 176V175H172ZM204 176V175H203ZM217 176V175H215ZM27 177H29V179L32 180V176L30 177V175H27ZM79 177V176H77ZM82 177V176H81ZM117 177V176H116ZM123 177V178H124ZM163 177V175H162ZM186 177V175H185ZM23 178V176H22ZM26 178V177H25ZM87 178V177H85ZM118 178V177H117ZM122 178V180H123ZM165 178V177H164ZM205 178V176H204ZM207 178V177H206ZM214 178L216 177H213V180ZM218 178V177H217ZM190 179H191V176H190ZM222 179V178H221ZM80 180V179H79ZM100 180V181H99ZM113 180V178H112ZM171 180V179H170ZM105 181V180H104ZM193 181V180H192ZM219 181V180H217ZM17 182V180L15 181ZM42 183L43 182H47V181H41ZM97 182V183H98ZM164 182V184H163ZM198 182V181H197ZM221 182V181H220ZM7 182H5L4 184H6ZM10 183V182H9ZM170 183V182H169ZM214 183V182H212ZM48 184V183H47ZM84 185H86L87 183H83ZM82 184V185H83ZM90 184V183H88ZM95 184V183H93ZM105 184V182H104ZM108 184V183H107ZM110 184V183H109ZM175 184V183H173ZM172 184V186H173ZM177 184V183H176ZM182 184V183H181ZM210 184V183H209ZM9 185V184H7ZM17 185V184H16ZM201 185V184H200ZM206 185V184H205ZM212 185V184H211ZM210 185V186H211ZM10 186V185H9ZM22 186V184L20 185ZM58 186V185H57ZM91 186V184H90ZM96 186V185H95ZM103 186V185H102ZM106 186V185H104ZM176 186V185H175ZM202 186V185H201ZM216 186V185H215ZM214 186V187H215ZM223 186V185H222ZM8 187V186H6ZM60 186H58L59 188ZM89 187V186H88ZM87 185L86 186H83L82 187V194L80 193L81 191V188L76 191L77 189L75 188V186L69 184L68 182H64L63 183V188L69 192V193H75V192H79V194L81 195H84L83 192L87 195V196H90V195H93V196H98L100 192H102V190L104 188H102L101 186L100 187H89L88 188ZM184 187V186H183ZM213 187V186H212ZM213 187V188H214ZM10 188V187H9ZM51 188V187H50ZM99 188V189H97ZM105 191L108 190L107 187H105ZM174 188V187H173ZM195 188V187H194ZM225 188V187H224ZM49 189V188H47ZM97 189V190H96ZM187 189V188H186ZM189 189V188H188ZM193 189V188H192ZM216 189V188H215ZM220 189V188H219ZM218 189V190H219ZM22 196L25 197L27 200L31 201L33 199V193H35L36 189H34V187H22ZM40 190V189H39ZM44 190H46V188H44ZM217 190V189H216ZM13 191V190H12ZM50 191V190H48ZM47 191V192H48ZM194 191V190H193ZM224 191V190H223ZM37 192V191H36ZM188 192V191H187ZM217 192V191H216ZM219 192V191H218ZM227 192V191H225ZM12 193V192H11ZM104 193V191H103ZM107 193V192H105ZM190 193V192H189ZM200 193V192H199ZM38 194V193H37ZM77 194V193H75ZM184 194V193H183ZM201 194V193H200ZM204 194V193H203ZM202 194V195H203ZM225 194V193H224ZM85 195V196H86ZM111 195V194H110ZM100 196V195H99ZM107 196V194H106ZM108 196H109V193H108ZM206 196V195H205ZM228 196V195H227ZM105 197V195H104ZM103 197V198H104ZM166 197V198H165ZM183 197V196H182ZM209 197V196H208ZM21 198V197H20ZM112 197H110L111 199ZM114 198V199H115ZM211 198V197H210ZM84 198H82V201H83ZM93 199V198H92ZM90 199V200H92ZM105 199V198H104ZM107 199V197H106ZM171 199V198H170ZM169 199V200H170ZM204 199V198H203ZM208 199V198H207ZM212 199V198H211ZM218 199V198H217ZM18 200H21L19 199L18 197ZM52 200V199H51ZM93 204H95V199H93ZM180 200V199H179ZM184 200V199H182ZM206 200V199H205ZM77 201V200H76ZM115 201V200H114ZM117 201V200H116ZM171 202H173L172 200H170ZM187 201V200H186ZM189 201V200H188ZM187 201V202H188ZM217 201V200H216ZM246 201V200H245ZM16 202V201H15ZM20 202V201H19ZM18 202V203H19ZM24 202V201H23ZM41 202V201H40ZM52 202V201H51ZM59 202V201H58ZM80 202V201H79ZM106 202V200H105ZM110 202H113L110 200ZM110 202H108L110 204ZM121 202V200H120ZM182 202H185V201H182ZM185 202V203H187ZM190 202V201H189ZM203 202V200H202ZM4 203V201H3ZM14 203V202H13ZM35 203V202H34ZM82 203V202H81ZM92 203V202H91ZM107 203V204H108ZM118 203V202H117ZM127 203V202H126ZM139 203V202H138ZM174 203V202H173ZM201 203V202H199ZM209 203V202H208ZM216 203V202H215ZM75 204V203H74ZM105 204V208L108 209V205ZM128 205L131 206L130 203H127ZM133 204V203H132ZM166 204V205H165ZM179 204V203H178ZM188 204V203H187ZM190 204V203H189ZM196 204V203H195ZM206 204V203H205ZM58 205V204H57ZM77 205V204H76ZM97 205V204H96ZM123 205V204H122ZM185 205V204H184ZM63 206V204H62ZM81 206V205H80ZM93 206V205H91ZM99 206V205H98ZM121 206V205H120ZM135 206V205H134ZM155 206V207H154ZM209 206V205H208ZM213 206V205H211ZM28 207V205L26 206ZM32 207V206H31ZM37 207V206H36ZM96 207V206H95ZM94 207V208H95ZM101 207V206H100ZM110 207V206H109ZM118 207V206H117ZM136 207V206H135ZM147 207V208H146ZM189 207V206H187ZM185 207V208H187ZM38 208H40L38 206ZM65 208V207H64ZM88 208V207H87ZM103 208V207H102ZM128 208V207H127ZM137 208V207H136ZM192 208V207H191ZM189 209V210H192V209ZM55 209V208H54ZM96 209V208H95ZM120 209V208H119ZM135 209V208H134ZM138 209V208H137ZM26 210V209H25ZM28 210V209H27ZM41 211H43L42 209H40ZM75 210V209H74ZM103 210V209H102ZM139 210V209H138ZM141 210V209H140ZM148 210V209H147ZM146 210V211H147ZM189 210H186V211H189ZM197 210V209H196ZM137 211V210H136ZM177 211V212H178ZM185 211V212H186ZM194 211V210H193ZM7 212V211H6ZM23 212V211H22ZM34 212H36V210H34ZM44 212V211H43ZM97 212V211H95ZM180 212V211H179ZM81 213V212H80ZM123 213V212H122ZM125 213V212H124ZM130 213V212H129ZM188 214L190 213L187 212ZM12 214V213H11ZM14 214V213H13ZM34 214V213H33ZM36 214V213H35ZM44 214V213H42ZM50 214V213H49ZM134 214V213H133ZM144 214V213H143ZM153 214V213H152ZM261 214V213H260ZM10 214L7 213V214H4V213H1L0 212V242L1 244L3 245V247H7V242L8 241V238L12 235L13 233V226H15L14 222H10L8 219H11L9 216ZM84 215V214H83ZM109 215V214H108ZM131 215V214H130ZM140 215V214H139ZM150 213H149V217H150ZM154 215V214H153ZM219 215V214H218ZM15 216V215H14ZM43 216V215H42ZM40 215V218L42 217ZM76 216V215H75ZM118 216V215H117ZM116 216V217H117ZM133 216V215H132ZM135 216V215H134ZM148 216V215H147ZM191 216V214L189 215V217ZM45 217V216H44ZM43 217V218H44ZM109 217V216H108ZM129 217V216H128ZM141 217V216H140ZM144 217V216H143ZM100 218V217H99ZM129 218H132V217H129ZM154 218V217H152ZM171 218V219H170ZM98 219V218H97ZM102 219V218H101ZM145 219H147L145 217ZM175 219V218H174ZM79 220V219H78ZM100 220V219H99ZM98 220V221H99ZM135 220V219H134ZM137 220V219H136ZM153 220V219H152ZM170 220V221H169ZM251 220V219H250ZM14 221V220H13ZM154 221V220H153ZM172 221V222H171ZM261 221V220H260ZM9 222L10 223H13L14 225H9ZM52 222V221H51ZM91 222V221H90ZM140 222V221H138ZM170 222V223H169ZM188 222V221H187ZM186 222V223H187ZM246 222V220H245ZM251 222V221H250ZM82 223V222H81ZM88 223V222H87ZM94 221L91 223L92 225ZM179 223V222H178ZM219 223V222H218ZM247 223V222H246ZM24 224V223H23ZM22 224V225H23ZM50 224V223H49ZM78 224V223H77ZM102 224V222H101ZM253 224V223H252ZM96 225V224H95ZM94 225V226H95ZM150 225H153L151 228H149ZM173 225H176L175 227ZM12 226V227H10ZM26 226V225H24ZM84 226V225H83ZM86 226V225H85ZM170 226V225H169ZM91 227V226H90ZM96 227V226H95ZM95 227H93L94 230H97L95 229ZM174 227V228H173ZM211 227V226H210ZM28 228V227H26ZM40 228V227H39ZM87 228H89L87 226ZM92 228V227H91ZM98 228V226L96 227ZM100 228V227H99ZM146 229H149V231L145 230ZM236 228V227H234ZM14 229V228H13ZM24 229V228H23ZM22 229V230H23ZM168 229V230H167ZM84 230V229H83ZM25 231V230H23ZM22 231V232H23ZM37 231V229H36ZM90 231V230H89ZM170 231V232H169ZM176 231V230H175ZM188 231V229H187ZM214 231V230H213ZM216 231V233H215ZM214 232H212V234L214 233V235L216 234V236H212V237H216L215 239L218 240V242L221 244V248L222 250H226V248H228L230 246V242L232 241L233 239V236H234V230L232 228V225L230 222H227L222 228L218 229V230H215ZM30 232V231H29ZM39 232V231H38ZM41 232V231H40ZM39 232V233H40ZM164 232H166L164 234ZM169 232V233H167ZM191 232V231H190ZM28 233V232H27ZM66 233V232H65ZM92 233V232H91ZM173 233V232H171ZM29 234V233H28ZM64 234V233H63ZM67 234V233H66ZM93 234V233H92ZM91 234V235H92ZM16 235V234H15ZM32 235H33V232H32ZM166 237H165V236ZM177 235V234H175ZM67 236V235H66ZM83 236V235H82ZM193 236H194V233H193ZM30 237V235H29ZM85 237V235H84ZM165 237V238H164ZM207 237V236H206ZM236 237V236H235ZM11 238V237H10ZM9 238V239H10ZM121 238V237H119ZM185 238V237H184ZM237 238V237H236ZM28 239V238H27ZM39 239V238H38ZM84 239V238H83ZM127 239V238H126ZM168 239V238H167ZM166 239V241H167ZM187 239V238H186ZM189 239V238H188ZM196 241H198L196 238H194ZM213 239V238H211ZM37 240V239H36ZM82 240V238H81ZM85 240V239H84ZM120 240V239H119ZM190 240V239H189ZM203 240V239H202ZM216 240V241H217ZM238 242V239H236ZM11 241V239H10ZM28 241V240H27ZM33 241V239H32ZM124 241V240H122ZM121 241V242H122ZM169 241V240H168ZM171 244L174 243V239L171 240L170 239ZM174 241V242H173ZM204 241V240H203ZM215 241V240H214ZM214 241L211 240V242L215 245ZM34 242V241H33ZM120 242V241H119ZM118 242V243H119ZM125 242V241H124ZM190 242V241H189ZM217 242V243H218ZM234 242V241H233ZM123 243V242H122ZM180 243H182L180 241ZM187 243V241H186ZM199 243V241H198ZM201 243V242H200ZM203 243V242H202ZM216 243V245H217ZM218 243V244H219ZM11 246H13V243H9ZM35 244V243H34ZM32 244V245H34ZM37 244V243H36ZM44 244V243H43ZM169 244V242H168ZM166 244V245H168ZM176 244V243H175ZM233 244V243H231ZM235 244V242H234ZM233 244V246H234ZM164 247H163V246ZM180 245V244H178ZM197 245H201V244H197ZM205 245V244H204ZM215 247H218V245ZM122 246H125V247H128L130 250H133V246L131 245V242H125L124 245ZM140 246V245H139ZM173 246V245H172ZM193 246V245H192ZM202 246V245H201ZM20 247V246H19ZM35 247V246H33ZM121 247V246H120ZM22 248V247H21ZM21 248H18L17 251H19L20 249V252L22 251ZM135 248V247H134ZM169 248V247H167ZM172 248V247H171ZM170 248V249H171ZM176 248V247H175ZM174 248V250H175ZM218 248V249H219ZM234 248V247H233ZM9 249V248H7ZM17 249V247H16ZM23 249V248H22ZM39 249V248H38ZM121 249V248H120ZM169 250V252H167L168 254L171 252L172 253V249ZM5 250V249H4ZM69 250V249H68ZM123 250V249H122ZM167 250V249H166ZM220 250V251H222ZM164 251V250H163ZM39 252V251H38ZM19 253V252H18ZM37 253V252H36ZM35 253V255H36ZM128 253V252H127ZM143 253V252H142ZM166 253V252H165ZM223 254V252H221ZM22 254V253H20ZM167 254V255H168ZM193 254V253H191ZM191 254H188V255H191ZM200 253H198V256H199ZM225 254V253H224ZM223 254V256H224ZM23 255V259H27L29 257V255L26 253V251L22 254ZM22 255H19V256H22ZM34 255V254H33ZM38 255V253H37ZM166 255V256H167ZM171 255V254H170ZM187 255V257H188ZM201 255V254H200ZM192 256H195L194 254ZM229 256V255H228ZM52 257V256H51ZM133 257V256H132ZM172 257V256H171ZM173 258V257H172ZM191 257H189L190 259ZM229 258V257H227ZM132 259V258H131ZM139 259V258H138ZM171 259V258H170ZM188 259V258H187ZM166 262H169L167 261V259H165ZM191 260V259H190ZM27 261V260H26ZM171 261V260H170ZM123 262V261H122ZM185 262V261H184ZM226 262V261H225ZM127 263V262H126ZM183 263V262H181ZM187 263V262H185ZM168 264V263H167ZM170 264V262H169ZM172 264V263H171ZM229 264V263H228Z\"/></svg>",
  "mask_w": 264,
  "mask_h": 264
}]
</instances>
